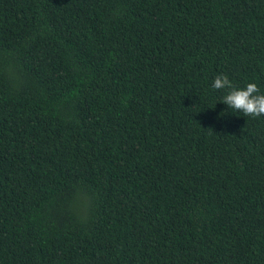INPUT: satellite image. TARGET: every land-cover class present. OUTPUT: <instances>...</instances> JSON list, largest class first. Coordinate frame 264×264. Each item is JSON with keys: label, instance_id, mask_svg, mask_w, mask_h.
I'll list each match as a JSON object with an SVG mask.
<instances>
[{"label": "trees", "instance_id": "16d2710c", "mask_svg": "<svg viewBox=\"0 0 264 264\" xmlns=\"http://www.w3.org/2000/svg\"><path fill=\"white\" fill-rule=\"evenodd\" d=\"M264 0H0V264H264Z\"/></svg>", "mask_w": 264, "mask_h": 264}, {"label": "clouds", "instance_id": "9594fccd", "mask_svg": "<svg viewBox=\"0 0 264 264\" xmlns=\"http://www.w3.org/2000/svg\"><path fill=\"white\" fill-rule=\"evenodd\" d=\"M211 88L227 89L217 102L225 108L242 113L244 116L264 115V92L255 82H248L242 87L233 86L226 74H217L211 81Z\"/></svg>", "mask_w": 264, "mask_h": 264}]
</instances>
